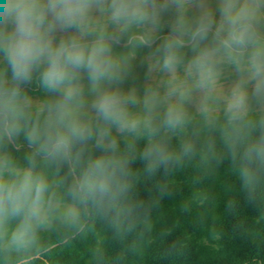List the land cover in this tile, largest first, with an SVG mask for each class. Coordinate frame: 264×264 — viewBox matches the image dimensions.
Here are the masks:
<instances>
[{
  "label": "rangeland",
  "instance_id": "obj_1",
  "mask_svg": "<svg viewBox=\"0 0 264 264\" xmlns=\"http://www.w3.org/2000/svg\"><path fill=\"white\" fill-rule=\"evenodd\" d=\"M208 38L216 46L193 55ZM82 44L103 79L86 81L74 59ZM9 58L17 69L0 76V141L11 142L9 118L40 123L57 141L75 134L92 203L78 233L50 248L56 260L103 264L136 236L154 242L177 227L202 258L227 259L264 232V154L216 163L209 150L187 159L175 145L189 123L226 140L264 118V0H0V69ZM162 134L176 139L165 156L156 152ZM42 161L47 184L37 187L33 163L0 147V264H17L78 210L61 153Z\"/></svg>",
  "mask_w": 264,
  "mask_h": 264
},
{
  "label": "trees",
  "instance_id": "obj_2",
  "mask_svg": "<svg viewBox=\"0 0 264 264\" xmlns=\"http://www.w3.org/2000/svg\"><path fill=\"white\" fill-rule=\"evenodd\" d=\"M215 46L216 42L208 38L193 49L192 53L199 55ZM116 49V45L110 46L107 49L108 56H110V52ZM139 55L142 56L143 54L140 53ZM126 58L128 57L126 56ZM74 59L86 81L91 82L95 78L100 80L104 78L106 72L99 69L97 57L88 45H78L74 51ZM16 69V63L9 58L0 69V76L2 78L14 77ZM108 73L110 74V72ZM56 95V88H51L50 93L47 94L50 98ZM188 126L191 130L189 133L181 135L179 143L176 142L175 138L172 139L176 142L175 145L182 144L185 146L187 159L191 157L194 151L209 150L216 163H221V161L224 163L231 159L238 161L237 157H239L240 160L244 161L251 158V163L255 164L253 162L264 154V118L243 121L238 128L230 133L226 140L218 133L219 129L210 132L208 135H203L202 125L193 122L189 123ZM6 127L11 142L3 144L0 141V147L2 145L13 146L19 151L22 159L33 163L30 175L32 184L37 187H43L47 184L46 165L42 159L50 158L57 151L62 156L60 171L78 200V210L75 215L53 229L40 233L31 250L20 256L16 262L17 264H62L50 253V248L75 236L91 218L92 213V203L81 182L79 166L73 154L75 134L66 135L61 141H57L52 138L46 126L40 123L16 126L11 118L8 119ZM2 128H4V122L1 120L0 129ZM174 141L162 134L157 141L158 150L156 152L159 151L161 155L165 156ZM142 146L145 151L143 154L149 158V150L151 151L152 148L147 144ZM260 150L263 152L260 153ZM231 152L232 154L228 156ZM254 152H257L258 157L253 160L252 154ZM251 173L254 172L249 171L250 175ZM187 229L177 227L171 232L161 234L159 239L154 242L138 235L128 250L112 256L103 264H132L133 262L137 264H264V232L247 247L235 248L227 259L225 257L204 259L193 249ZM87 251L92 254L94 246L88 248Z\"/></svg>",
  "mask_w": 264,
  "mask_h": 264
}]
</instances>
